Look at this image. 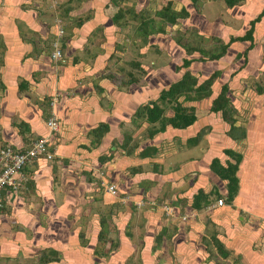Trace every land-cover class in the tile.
I'll list each match as a JSON object with an SVG mask.
<instances>
[{
    "label": "crops",
    "instance_id": "obj_1",
    "mask_svg": "<svg viewBox=\"0 0 264 264\" xmlns=\"http://www.w3.org/2000/svg\"><path fill=\"white\" fill-rule=\"evenodd\" d=\"M49 1L58 6L47 12ZM236 1L0 0V39L6 46L0 149L28 150L49 137L55 153L52 160L29 163L18 175L19 189L3 191L0 264L38 261L46 249L58 251L59 257L47 264H115L116 256L124 264L130 252L139 254L143 264L156 263L158 256L179 264H264V122L250 123L264 97V49L254 36L230 43L247 32L235 29L237 21L247 28L236 14H264V0ZM168 6L188 16L151 35L149 44L144 38L133 43L138 57L130 62L125 35L138 26L127 14L153 11L158 19ZM221 14L237 19L230 25L232 34ZM198 24L205 37L225 32L222 40L229 47L218 60L193 59L185 67L184 59L192 58L174 36ZM60 26L69 33L65 47ZM50 41L62 45V58L52 57L53 47L43 49ZM144 48L163 59L148 62L152 70L135 82L132 70L136 62H145ZM187 71L198 79L197 86L216 72L219 76L210 95L180 96L184 107H195L193 124L158 130L160 122H149L147 107L156 101L167 117L174 116L176 102L159 98ZM223 85L229 87L227 97L238 112L235 125L243 127L245 138L243 130L232 137L222 112L212 110ZM52 112L59 123L53 137L46 126ZM102 124L105 132L99 137L93 130ZM254 128L261 138L256 143ZM227 149L243 158L232 202L227 201L228 181L211 168L215 158L225 165L236 161ZM110 185L116 186L115 194ZM200 190L208 198L198 209L194 202ZM165 206L173 212L166 215ZM218 241L229 251L227 258L219 253Z\"/></svg>",
    "mask_w": 264,
    "mask_h": 264
},
{
    "label": "trees",
    "instance_id": "obj_2",
    "mask_svg": "<svg viewBox=\"0 0 264 264\" xmlns=\"http://www.w3.org/2000/svg\"><path fill=\"white\" fill-rule=\"evenodd\" d=\"M240 0H237L236 2H238ZM230 5L234 4V1H231L229 3ZM167 10L162 11L161 14H157L158 16L161 17V22L158 24L156 22L155 19H147L146 21H143L142 24H140V29L142 31V35L144 37V41L148 42V39L151 35H155V34H160L161 32H166L167 30V26H173L174 24H176L178 22V20L180 18H184L187 17L188 14H186V12L184 13L183 11L181 12H173L171 10V8L165 7ZM264 14H261L260 16H258L256 19H254L253 21H251V28L245 33L244 36H240V37H232L230 40V43L236 40H243V41H253V33H254V27L255 24L260 21L261 17ZM119 16V14H117L116 18ZM82 19L81 22L82 23ZM61 22V21H60ZM118 22V20H117ZM121 24V23H120ZM153 24V27H151V25ZM158 25V27H157ZM63 30V34L60 35L61 40L63 39V47H65V43H66V39L69 37V33H66V28L63 26H60ZM59 29V31H60ZM66 33V35H64ZM174 40L181 45L183 48H185L186 53L188 55H192L194 52L198 51L206 53V45L207 44V40L211 39L210 36L209 37H205L204 35H201L198 32L193 31L192 29H186V30H178L177 31V36H174ZM65 38V39H64ZM193 42L197 43V47L194 46ZM219 43H222V49L221 52H218L219 50L214 49L213 50V54L211 56H207L210 60H218L221 57H223L226 52L227 49L229 47V43H224L223 40L221 38H219ZM218 43V44H219ZM58 46H62L59 45V43L57 42H52L50 41V43L47 42L46 47H43L50 50L52 47L54 48V51L56 49V47ZM251 47H253V42L250 44V46L248 47V49H250ZM5 44L3 39H0V92L4 91L6 89V86L2 83L1 80V68L2 65L4 64V53H5ZM62 49V47H61ZM37 50V46L35 47V52ZM41 49H39L37 54H41L42 51H40ZM45 51V50H44ZM53 51V52H54ZM62 51V50H61ZM247 51V50H246ZM205 57V56H203ZM62 58V56H61ZM204 59V58H203ZM202 59V60H203ZM204 61V60H203ZM193 62V59H184V63L183 66L185 67H189L190 64ZM141 67V63L140 62H136L134 64V69L135 70H139ZM146 76V74H144L143 77H140L138 74L136 73H132L131 74V79L132 81L135 82H141V80L144 79V77ZM219 76V73L216 72L214 74H212L208 79H206L203 83H201L200 85L197 86L198 84V79L193 75V73H191L190 71H187L184 75V77L179 80L176 83H173L170 88L164 89L160 95V101H168L170 103L176 102V104L174 105V110H175V114L172 117H167L165 114V109L163 110L162 108H160L159 104L155 101L153 102V106H148L147 108V114H148V119L149 122L154 123L157 122V120H159L160 125H159V129L161 131H164L166 125H171L173 127H178V128H184L186 126H189L191 124H193L196 120H197V116L195 114V107H184L182 105V103L179 101L180 96L186 94L188 95L190 92H197L200 96H203L205 94L210 95L212 93V88L211 86L213 85V83L215 82L216 78ZM196 86V87H195ZM229 91V87L227 85H223L222 87V91L220 93V95L214 100V104L212 106V110L215 112L221 111L222 112V116L224 118L225 121L228 122V124L230 125V134L232 137H236L237 135H235L236 132H238L239 130H243V127L241 126H237L235 125L236 122L238 121V117L236 116L237 109L234 107V105L230 104V99L227 97V93ZM1 96V94H0ZM141 111L138 112V114ZM53 114V112L51 113V115ZM49 115V117L51 116ZM48 117V118H49ZM104 126V124H102L101 126H99L98 128L93 130V133H96L99 137H101L103 135V133L105 131H103L101 129V127ZM157 128L153 129L150 136L152 137L155 133L158 132ZM246 137V131L243 130V135L242 138ZM225 152L230 155L232 158H235V162H231V161H227V164H223L221 162V160L219 158H215L212 162V170L219 175L222 179L227 180L228 182V196H227V201L228 202H232L238 192L239 189V183H240V179L238 177V169H239V165L242 158V155L234 150H230L227 149L225 150ZM208 196L205 195V192L203 190H200L198 192V194L195 197V202H194V206L198 209L202 208V201L203 199H207ZM101 225L103 227V219L101 220ZM104 229V228H103ZM102 229V230H103ZM162 236H160L161 238ZM157 238H159V235H157ZM217 238V237H215ZM214 238V239H215ZM101 241H103V238L100 239ZM216 242V241H215ZM115 245V244H114ZM113 245V247H114ZM217 246H218V251L220 254H223V256L225 258H227V256L229 255V251L227 249H225V246L221 243V242H217ZM159 248V247H158ZM113 248H110L109 252L112 251ZM107 252V253H109ZM58 251L54 250V249H46L44 250V252L41 253L39 260H38V264H47L48 262L51 261H56L59 260V257L57 256ZM100 253V252H98ZM107 254L105 253L104 256H106ZM135 255H139V254H135ZM140 256H138V261L139 264H143L142 259L140 258ZM138 264V262H137ZM215 264H218L217 262Z\"/></svg>",
    "mask_w": 264,
    "mask_h": 264
},
{
    "label": "rangeland",
    "instance_id": "obj_3",
    "mask_svg": "<svg viewBox=\"0 0 264 264\" xmlns=\"http://www.w3.org/2000/svg\"><path fill=\"white\" fill-rule=\"evenodd\" d=\"M55 5V7L58 6V3H53L51 1L47 2L44 6V9L47 11V12H50V10L52 11V9H54L55 7L53 6ZM247 5V4H246ZM249 5V3H248ZM245 7V5L243 6V8ZM245 10H249L248 9V6L245 7ZM152 12L153 11H150L149 14H127V18L130 20V22L134 25V26H138L136 29H132L131 32L133 34H129V35H125V37H127V44H129V46H126L128 49H130L129 51V54L127 57L130 62L134 60H136V58L138 57L137 54H138V51L136 48V50H134V44L133 43H137V42H142L143 41V35H142V31L140 29V24H142L143 21H146L147 19H155L156 22L159 24L161 22V17L158 16V19L155 18V15H152ZM244 13L246 14H236V18H238V20H240V18L242 19L243 23L247 25V28L245 29L242 22L240 21H237V19L235 18H232V17H235V16H229L228 14H221L220 17H222V20L224 21V25L226 26L225 29H227L228 31H230L229 33L232 34L231 32V29H230V25H232L235 21L239 22V25L237 27H235L236 30H239L241 32H245V31H248L250 28H251V21H253L254 19H256L258 16H260L261 14H247V12L245 11ZM263 14V13H262ZM90 15V14H88ZM211 16H214V14H210ZM200 21V20H199ZM235 22V24L237 23ZM131 26V25H129ZM223 26V25H222ZM151 27H153V24L151 25ZM158 27V25H157ZM199 27H202L201 24H198V26H193L192 27V30L195 31V32H198L199 33ZM224 27V26H223ZM229 27V29H228ZM222 28V27H219V29ZM219 33V32H218ZM214 34L216 36H213L211 37V34L209 35L211 39H208L207 40V44L206 45V53H203V52H197V57L193 58L192 56H194L195 54H192V55H188L190 58L194 59V60H200V59H203L204 61H209L210 59L207 57V56H211L213 54V50L217 48V53L218 52H221V49H222V46L223 44L222 43H219V38H223L224 36V33L223 31H221L219 34ZM202 35V33H201ZM207 35V34H206ZM219 35V36H217ZM228 34L225 36L227 37ZM233 36V35H232ZM235 36V35H234ZM254 41H257L259 43H261V50L264 49V15L261 17L260 21H258L256 24H255V31H254ZM119 37H122V35H120ZM228 39V37H227ZM219 43V44H218ZM149 44V42H148ZM194 46H198L196 42H193ZM152 47V46H151ZM144 53L147 54L148 56L145 58V62L143 60H141V63H143L144 66H146V68L144 67H140L139 70H132V72L138 74L140 77H143L144 74H148V71H150L151 66L148 65V62L150 63H153V62H156V59L161 60L163 59V55L161 57H157V55L153 52V50L150 48H144L143 49ZM142 52V49L140 50L139 49V53ZM205 56V57H203ZM126 58V59H127ZM133 58V59H132ZM152 70V69H151ZM196 87V86H195ZM264 99V97L262 98ZM262 99H259L261 100L260 103L255 107V109L253 110L254 111V117L252 119V121L250 123H257L259 124L260 122L263 123L264 122V118L262 116H264L263 113H261V109L262 107H264V100ZM252 112V110H251ZM249 112V113H251ZM247 113H245L244 116H246ZM250 115L249 116H246L245 118H248L249 119ZM152 129V128H151ZM151 134V133H150ZM252 134H253V142L252 143H256V141H259L261 138L259 137V131H257L255 128L252 130ZM264 146V145H263ZM261 149V148H260ZM264 149V148H263ZM256 151V149H255ZM264 151V150H263ZM262 154V153H261ZM216 197H214L215 199ZM219 199H215L214 202L218 201ZM208 214V212H207ZM110 248V246H109ZM113 252V251H112ZM133 254V255H132ZM109 255L110 253H108V257H106V259L108 260L109 258ZM129 258L127 259V261L125 262L126 264H139V261H138V255H135L133 252H130L128 254ZM127 256V257H128ZM222 257H224L222 254H221ZM121 261H123L121 259L120 256H116V259H115V264H121ZM37 258L34 257L32 260H22V259H15L14 261H12L11 264H38L37 263ZM101 262V261H100ZM124 263V264H125ZM179 264V261L177 260H172V262H165L163 259L159 258V256L157 257V262L156 263H152V264ZM3 264H6V263H3ZM88 264V263H86Z\"/></svg>",
    "mask_w": 264,
    "mask_h": 264
},
{
    "label": "built area",
    "instance_id": "obj_4",
    "mask_svg": "<svg viewBox=\"0 0 264 264\" xmlns=\"http://www.w3.org/2000/svg\"><path fill=\"white\" fill-rule=\"evenodd\" d=\"M63 34V30L60 29L59 35ZM62 52L59 48H56L52 54L54 59H60ZM46 126L48 133L51 137L55 136L59 130V123L55 115H51ZM51 143L49 137H41L39 140L33 143L32 147L28 150H15L12 146L6 145L0 149V214L3 210V191L7 188L19 189L20 179L18 175L22 173L25 167L29 163L39 158H46L52 160L55 157L54 151L51 150ZM109 189L112 193H116L117 189L115 185H110ZM219 204H223L224 200H218ZM166 215L172 213L171 206H165ZM1 216V215H0Z\"/></svg>",
    "mask_w": 264,
    "mask_h": 264
},
{
    "label": "clouds",
    "instance_id": "obj_5",
    "mask_svg": "<svg viewBox=\"0 0 264 264\" xmlns=\"http://www.w3.org/2000/svg\"><path fill=\"white\" fill-rule=\"evenodd\" d=\"M56 48H58V47H56ZM61 50V49H60ZM62 52V51H61ZM53 115V114H52ZM48 120V119H47ZM47 122V121H46Z\"/></svg>",
    "mask_w": 264,
    "mask_h": 264
}]
</instances>
